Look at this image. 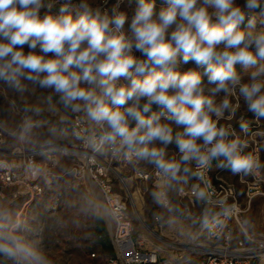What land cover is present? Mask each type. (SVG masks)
<instances>
[{"label": "clouds", "instance_id": "obj_1", "mask_svg": "<svg viewBox=\"0 0 264 264\" xmlns=\"http://www.w3.org/2000/svg\"><path fill=\"white\" fill-rule=\"evenodd\" d=\"M24 81L49 91L50 110L55 96L80 119L87 148L151 166L153 200L170 213L168 191L191 185L193 199L208 200L213 171L264 168L231 123L245 136L264 125V0H162L159 10L136 0L131 16L108 0H0V83L24 93ZM37 126L28 120L21 134ZM30 231L0 209V257L51 264Z\"/></svg>", "mask_w": 264, "mask_h": 264}, {"label": "rangeland", "instance_id": "obj_2", "mask_svg": "<svg viewBox=\"0 0 264 264\" xmlns=\"http://www.w3.org/2000/svg\"><path fill=\"white\" fill-rule=\"evenodd\" d=\"M243 3V0H239ZM120 3L121 9L132 15L136 0H108V6ZM157 10L162 6V0H156ZM57 4L54 12H58ZM127 27V25H126ZM27 51V49H25ZM140 55L139 52L135 53ZM195 67L190 61L184 66ZM206 80V77H205ZM28 90L17 93L6 85L0 83V125L2 139L0 153H9L16 148L25 151H38L51 148L49 154L43 153L37 157L43 169L37 180L42 187L39 195L24 194L17 199L6 197L0 200V209L6 210L12 219L27 223L31 229L29 238L45 252L51 264H110V255H113L110 233L106 224V210L99 190L90 181L85 172L73 168H82L88 151L80 148L79 140L74 136L72 123L75 116L66 112L59 104L58 98L53 96L52 105L56 111L50 110L46 101L49 91L24 81ZM39 105L42 112L37 115L26 111L29 106ZM153 110L157 107L153 105ZM243 108L237 117L244 115ZM249 117L251 114H247ZM67 117L66 123H61ZM38 122L30 136L21 134L23 124L28 121ZM238 135L249 143L256 137L262 141L260 146L261 160L264 161V125L253 122L252 132L245 136L240 131L236 120L231 121ZM59 129L57 135L49 133L50 127ZM247 148L245 149L246 152ZM175 152V145L169 148V154ZM95 160L107 162L111 165L110 176L114 182L119 177L126 179L129 188L128 216L133 225V237L143 239L147 248L159 247L164 255H170L171 246L179 248L195 241H204L199 233L200 221L207 219L214 209L205 207L201 201L194 199L190 211L185 210L186 199L178 196V192H167V202L178 211L170 213L167 206H161L153 200L152 193L160 190V179L137 180L134 173L139 170L149 172L151 166L143 162H129L125 159H115L107 146L104 152H96ZM212 175L232 183L238 193L239 200L245 212L241 214L240 221L248 232L264 236V196L257 195L250 202L244 196V181L249 180L248 175H232L228 171H213ZM194 180L191 182L193 183ZM191 186V185H189ZM187 186V187H189ZM186 187V188H187ZM117 189V188H116ZM12 190V189H11ZM10 189H4L9 194ZM139 199L140 208L137 210L136 199ZM132 200V201H131ZM105 208V207H104ZM141 213V214H140ZM101 216L95 222V217ZM200 217L198 219L197 217ZM141 217V218H140ZM96 228V234L94 232ZM100 236V237H98ZM194 238L196 240H194ZM0 264H11L10 261L0 257Z\"/></svg>", "mask_w": 264, "mask_h": 264}, {"label": "built area", "instance_id": "obj_3", "mask_svg": "<svg viewBox=\"0 0 264 264\" xmlns=\"http://www.w3.org/2000/svg\"><path fill=\"white\" fill-rule=\"evenodd\" d=\"M74 136L80 142V148L89 153L84 166L74 167L73 170L83 171L99 190L106 210V224L110 233L113 255L110 264H264V236L248 232L240 221L245 212L232 183L210 174L212 195L208 200H201L205 207L214 209L207 219L200 221L199 233L204 241H195L176 248L171 246L170 255H164L159 247L147 248L143 239L133 237L132 222L127 214L129 188L126 179L119 177L114 182L110 176L111 165L104 161L95 160L96 152L78 138L83 125L75 116L72 123ZM257 132L252 131V134ZM0 125V142L2 139ZM262 141L251 138L246 152L252 153L261 160L260 146ZM51 148L38 151H25L16 148L9 153H0V200L9 197L17 199L24 194L30 197L39 195L42 187L36 182L41 175L43 166L37 162V157L43 153L49 154ZM262 161V160H261ZM244 181V196L250 202L257 195L264 196V168L248 175ZM137 180L160 179L152 169L149 172L139 170L134 173ZM198 181L194 180V183ZM190 187L185 188L184 194L178 196L186 199L185 210L190 211L194 199L190 195ZM117 188V189H116ZM4 189H12L5 194ZM132 201V200H131ZM200 219V217H197ZM197 239V238H196ZM194 238V240H196Z\"/></svg>", "mask_w": 264, "mask_h": 264}, {"label": "bare ground", "instance_id": "obj_4", "mask_svg": "<svg viewBox=\"0 0 264 264\" xmlns=\"http://www.w3.org/2000/svg\"><path fill=\"white\" fill-rule=\"evenodd\" d=\"M134 197V199H136V207H137V210L140 208V202H139V199L137 200V197L135 198V193H133L132 195ZM104 206V205H103ZM104 211H105V208L103 207ZM106 212V211H105ZM141 214V213H140ZM141 218V217H140Z\"/></svg>", "mask_w": 264, "mask_h": 264}, {"label": "trees", "instance_id": "obj_5", "mask_svg": "<svg viewBox=\"0 0 264 264\" xmlns=\"http://www.w3.org/2000/svg\"><path fill=\"white\" fill-rule=\"evenodd\" d=\"M100 217H101V216H96V217H95V222H97V221L100 219ZM94 232H95V234H96V228H95ZM96 235H97V234H96ZM98 237H100V236H98Z\"/></svg>", "mask_w": 264, "mask_h": 264}]
</instances>
